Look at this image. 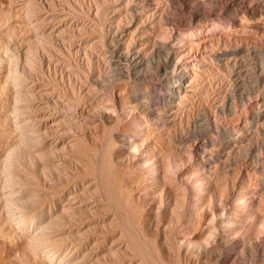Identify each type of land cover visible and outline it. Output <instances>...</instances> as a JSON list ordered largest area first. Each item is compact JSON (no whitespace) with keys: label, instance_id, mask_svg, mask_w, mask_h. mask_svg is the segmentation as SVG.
I'll use <instances>...</instances> for the list:
<instances>
[{"label":"rangeland","instance_id":"1","mask_svg":"<svg viewBox=\"0 0 264 264\" xmlns=\"http://www.w3.org/2000/svg\"><path fill=\"white\" fill-rule=\"evenodd\" d=\"M28 1L30 0H16V3L18 5V10L20 9L19 15L22 18V21L24 23V24L22 23V27H21L20 46L19 44L17 46L19 48L18 52L19 54L22 55V57L24 56V54H29L30 53L29 50L32 52L33 43H34V39H32V35H31L32 29L29 25L27 24L25 25L26 14H28L27 12L28 11L27 9ZM73 1L80 3V5L75 4V7L76 9L78 8L77 9L78 13H82V14L84 13L83 15L85 16H83L82 18V16H80L81 14L79 15L76 14V15L82 18L83 20H85V23L87 24H85L84 27L82 26V28L87 30V33L90 32L92 28L91 20L92 21L94 20L95 22L98 20L97 14L95 11L96 9L95 0H73ZM96 1L103 2V0H96ZM138 1L135 0L134 3L138 6L140 3H141L140 6L144 5L143 4L144 0H138ZM166 1L167 0L165 1L159 0V3L161 2L160 4L157 3L158 2L157 0L153 1L154 4L157 5L156 10L154 11L155 15L152 13L153 16H151V13H150L149 16H146L143 19V22L144 21L146 22V23L144 22L145 25L147 24L146 26H148L146 28L148 30V33L147 31H143V30L141 31L140 26L144 25V24H141L140 26H137V28H135V29H138L137 31H140V32H135L137 34L135 35L137 36V38H141L142 35H143L142 37L147 38V40H145V43H143L144 45L142 46L140 45L141 47L138 45L141 56L142 55L148 56L151 53L156 54L159 51V53L160 52L162 54L166 53L171 59L173 58L172 61H175L179 67L182 66L185 62L187 64L188 63L190 64V65L188 64L187 68H188V74L192 78L189 77L186 83L187 84L186 86L187 87L189 86L188 88L190 89L188 90V88L186 87L187 92L185 93L181 101L172 105L171 107L172 109L169 108L168 110L164 111L165 112L164 114L163 109H165L164 107L165 105H162L163 102L162 101L160 102V100H163V98H165L163 97V95L165 94H162V93H166V91H164V86H165L164 85L165 81L163 82L164 76L161 73L160 69L153 72L154 75L152 78L154 82L144 80V81H140L141 83H139L138 81L134 79H128L126 81H116L112 86V88H114L112 89L113 90L112 93H114L112 94L113 95L112 96L109 90L104 89L106 91L105 92L103 89H100V87H98L99 86L98 83L95 82L97 81L95 79L97 78L96 76L98 74L96 73V71L99 69L103 71L104 66L106 64L102 62L100 58L97 57L98 59L97 60L96 57H94L93 59L95 60L94 61L93 59L91 60V64L94 70L93 76L92 77L90 76V78L88 76H87L88 78L87 77L84 78L83 76H81L84 78V79L82 78L83 82H86L89 80L90 86H93V87L88 88L89 86L87 84L86 86L85 84H83L84 85L83 86L82 84L78 82V80L76 81L77 76H74L73 74L72 75L69 74L70 80L67 79V76H66V94L70 98H73L74 95L76 96L77 94L76 91H78L77 90L78 85L82 87L81 93L84 96V101H83V104H78L79 106L81 105L82 107L76 106L75 108L72 109L75 111L71 110L69 112H71L73 115L76 112L77 115L75 114L76 115L75 117H77V120L79 121H81V119H78V117L82 118L83 121L87 120V121H84L85 124L82 121L80 123L76 122L77 120H75L76 118L74 117L75 119L74 118L73 119L77 123L75 124V122H73L74 120L72 119V117H70V119L66 118L65 126H64L65 122L63 120H59V121L54 120L52 122L53 123L52 126H54V129H53L51 125L49 126V124L48 125L44 124L46 120H36L37 118L36 116H34V114L32 115L34 118L31 117L30 114L32 113V110H28L27 112H24L25 117L26 115L28 116L29 114L32 119L28 116V119L30 118V120H23V123L21 120H19L21 124L20 126L25 132H27V130L28 131L31 130L29 131L31 133L29 132L25 133L24 131H22L23 132L22 134L24 135L23 138H25L24 139L25 141L24 140L23 141L25 142L26 145H29V146H25L23 144V141L20 143L21 150L18 154V161L23 163L24 166H27L30 164V158H32L34 165H36L37 176L38 178H41L39 170L41 169L42 165L46 164V161L42 160L39 154H44L46 158L50 159L51 153H54L55 155V152L57 150H60V146H62L61 144L65 143L66 141L68 142L66 143L67 156L69 155L68 157L72 159H75V158L78 159V166H77L78 173L81 174L80 175L76 172H70L69 173L71 174L70 177L79 178V181H82V180L89 181L90 185H93V186L95 185L94 187L95 190H93V192L95 193L92 195L93 197L98 196V199L94 198L98 206L89 205L87 206V208L84 209V211L86 213L88 212L95 213L96 215L99 216V219H105L106 223L104 224V226L108 230V231H104L98 224L96 225V229H95L96 231L94 233L89 232L88 240L86 241L87 244L84 242L85 247L81 249V253H82L81 255L82 257L87 255L86 257L83 258L87 261L88 259L89 260L92 259L91 260L92 264H102V263H97L95 260L97 258L102 260V253H103L102 246L103 245L101 244H102L103 237L106 238L107 242H109L108 240H111L113 238V240H115V244L121 246L120 248H122L123 246H125L123 248H127V250L125 249L115 250L116 253L117 252L119 253L120 258L118 257L116 258V260H113L112 262H107L108 264L109 263L110 264H122V263L123 264H126V263L127 264H135V263L144 264L141 258H139L141 257L139 256V253H141V250L138 253L139 251L138 247L142 248V250L147 254V255L145 254V256H149L150 259H153V264H155V262L156 264H225L224 262H226V264H264V116L262 117L261 120H256V121L254 120L253 122L251 121L250 123L252 125L250 123L249 124L245 123V113L246 112L253 113L255 111H258V112L264 113L263 111L264 110V78H263L264 76V67H263L264 66V55H263L264 54V38L253 40L254 37L249 34L246 35L248 36L249 39L245 38L246 36L243 35V32L244 34H247L246 33L248 32L247 29L242 31L241 30L242 28L241 29L237 28L235 31L222 30L218 32L215 31V32H209L207 34H202L201 41L197 42L195 40L196 43H194L195 41L189 42L183 39L181 41L179 37L174 38L172 36H167L166 37L167 39H166L161 36L160 27L158 24V21L160 20V18L161 19L162 18L164 19V17L167 18L173 11L171 10L172 9L171 3L168 1L166 2ZM55 2H56L55 4L58 5L57 1ZM2 3L5 7L9 6V0H2ZM125 3L121 4L122 8H121V5L119 6L121 9L118 7L115 9V10L121 11L124 8L120 13L121 17L119 16L120 19L122 20L124 19L123 22H125V20L126 19L128 20L129 18L128 12L126 10L127 8L125 7ZM79 6H82L81 7L82 10H80L81 8ZM89 7L91 10L88 9ZM87 10H89L90 12L89 11L87 12ZM211 13H213V10H211L210 12L208 11L207 14L211 16L212 15ZM116 14L118 16L119 12ZM124 15H126V17ZM218 15L213 16L214 18L216 17L215 20L219 18ZM94 16H96V18ZM213 17L211 19L209 18L210 20L208 18H206L205 20H202L201 24L197 25L196 29L201 30L204 28V26L210 25L212 21L214 20ZM150 19H152L153 21ZM86 20L87 21L90 20V22H87ZM149 24H152L153 27ZM155 24L157 25L155 26ZM8 25H9V22L6 21V25L4 28L7 30V32H8V27H7ZM45 27H44V30L47 31L50 26L49 27L45 26ZM241 31H242V34H241ZM139 33L141 36L139 35ZM94 35L95 34H89L90 38H94L95 37ZM224 35L225 36L228 35L229 38H227V36L225 37ZM243 36H244V39H243ZM24 38L26 39L24 40ZM161 42H163L164 44ZM159 43H161L162 46ZM6 44L11 45V46L13 45V43L11 42V39L6 40ZM163 45L164 47H166L165 49L161 48L163 47ZM251 46H257L258 48H260V50H262L263 52L262 60H260L258 56L254 54L253 50L251 49ZM168 48L170 51L168 50ZM242 50H245V51L250 50L251 54H249L248 52H247L248 54L244 53V51ZM40 51L41 50H39V52ZM219 51L225 52V53L224 54L221 52L219 53ZM226 52H228L229 54ZM233 53L234 54L236 53V54L234 55ZM216 54L217 56L221 54L220 56L223 58L225 56H222V54L223 55L227 54L228 58L226 56L224 59L223 58L221 59V57L218 58L217 56H215ZM43 57L45 58V56ZM226 58L227 60L225 61ZM247 58L248 59L250 58V60H248ZM204 59L206 61H204ZM249 61H250V64H249ZM80 64H81V68L84 67L82 70H84L85 72H88L87 69H89L88 67L89 64L87 63L85 57L82 58ZM76 65L78 64L76 63ZM198 66L201 68H199ZM227 67H230L231 69L234 68L233 76H230V74L228 73ZM245 71L247 72L245 73ZM247 74L249 75V77ZM242 77H245L247 79L242 78ZM69 81H71V85H74L72 87L74 88L75 92L71 91L72 89L70 90L71 87H70ZM253 82H255L256 84ZM123 83H125L124 87H123ZM122 87L123 89L125 88L124 90L125 94H122L124 93L122 92L123 90H121ZM133 87L134 88L136 87V89L134 90L136 92L133 91L132 89ZM11 90H12V93L10 94L9 100L3 102V107L5 108V113H4L5 120H1L2 130H3V136L1 138V145H2L1 161L3 165L7 162V161L5 162V160L8 159L7 158L8 153L11 150L12 142H13L14 135H15V124H14V120H12V110H13L12 108L15 106L13 102V95H14L13 91L14 90L12 87H11ZM120 90H121V94L118 93V91ZM226 90H228L229 92L231 91L232 95L229 96L230 93ZM145 91H148L146 95H145L146 93ZM159 92L161 94H159ZM188 92L189 94H187ZM233 95L235 97H233ZM91 96H93V99H90L92 98ZM96 96L98 100H96L95 98ZM99 97L102 99H100ZM158 97H159V100H158ZM144 98H146V102ZM104 99L107 100V102ZM123 99L131 100L130 102L133 103L134 108H129L126 105H124ZM150 99H151L150 102L152 103L149 102ZM154 99H156V104H155ZM187 100L188 102H185ZM92 101H94L93 102L94 104L92 103ZM157 101L160 103L158 104ZM148 102L151 105H153V103L155 104L151 106V110H155L154 108L156 107H159V111H161L160 109H162V111L161 112L158 111V113L160 115L163 114L164 117H162V122L158 123L159 125L157 124L158 126L156 124L154 125L153 123L154 115L151 114V112L149 111L150 109L147 110L146 105L148 104ZM91 103L93 105H91ZM68 104L69 106L71 105L70 103ZM97 105H100V106H97ZM104 105L106 107H109L110 109L114 107L115 110L113 109V111L115 112H111L107 110ZM200 109L201 110L204 109V110L201 111ZM231 109L234 111L231 112ZM202 113H204L208 119V122L210 124V130L202 129V132H199L198 131L199 124H198L197 119L201 116ZM108 115H111L112 119H116L118 116L120 117L119 125L117 122L116 127L109 134L111 135V138L113 137V139L117 140L118 139L117 137L120 136L121 134L122 136L123 135L128 136L132 139L126 137V146L122 145L121 142L116 143L115 145L117 146L112 145L114 147L111 146V148L109 149H112V148L114 149L110 150V152H109V149L106 150L105 148L104 150L110 153L107 155V154H104L105 152H103L104 151L103 148L104 146L106 147V144H107L106 137L104 136L105 140L101 141V143L99 142L100 140H98V137L99 139L103 138V135L102 137L100 136L101 133L103 134L102 132L103 129L102 131L100 130V128H102L101 126L102 123H100V121L103 120L105 116H108ZM66 117L68 116L66 115ZM146 119L148 121H145ZM41 121H43V123ZM86 122H90V123H86ZM37 123L39 124L41 128L38 126ZM167 123H169L170 125ZM36 124L38 127H35ZM40 124H44V125H40ZM32 125H34L36 129H34L33 127L32 129H28V128H31ZM92 125L93 126L95 125V126L92 127ZM96 125H98L97 126L98 128L96 127ZM99 125L101 127H99ZM165 125L167 127H164ZM215 125L219 127V132H216L215 127H214ZM111 126H112V123L110 124V127ZM188 126L189 127L197 126L198 128L196 127L197 133L196 134L190 133L192 137L190 136L186 140L184 130L187 129ZM221 126L223 127L221 128ZM62 127L65 130L69 129L71 131H65ZM237 127H239L238 130H237ZM94 128H96L97 130ZM227 128L231 131L232 136L230 137H226L223 134L222 130L223 129L225 130ZM41 129L42 131H39ZM98 129L100 131H98ZM62 131L64 132V135ZM96 131H98L99 133ZM82 133L84 135L82 136L85 140H83V138L81 137ZM50 135L51 137H49ZM76 137L81 138V140ZM94 137H96L97 139ZM212 138L214 139L211 140ZM50 140H53V141L51 142ZM53 142L55 146L53 145ZM69 143H72L74 146ZM178 143L181 146H179ZM68 144L72 145L73 148H69ZM204 144H207V145L204 146ZM53 146L55 150L57 149L56 151L54 150ZM93 146H95L96 149H98V153L97 151L94 150L95 147ZM91 150L93 151V153L95 152L97 153V156H94L96 154L93 155L94 158L90 152ZM79 153H82V154H79ZM103 155L111 156L109 163L112 162V164L110 165L113 168L108 164H105V167L106 165H108L107 167L110 166L108 169L110 168L112 169L111 170L112 174L111 173L106 174L105 172H108L107 169L106 170L99 169L101 168L100 167L102 165L101 163H103L102 161L104 162L108 161L109 160L108 158H110V157L106 158V156H103ZM82 156L83 157L85 156L87 159L85 157L84 159H82ZM102 157H104V159H102ZM90 160H92L93 162ZM105 163H108V162H105ZM79 164L81 165L84 164L87 168L84 171H82L81 168H79ZM225 165H226V168H225ZM20 166L22 168V165ZM92 166H94V171H93V168L91 169ZM98 170H102V172ZM17 171L21 172V169L18 168ZM100 173H102V175L104 173L106 175L105 176L106 179H109L111 177V181H110L111 183L109 182L110 180L109 179L107 180L108 182L105 184L104 181L106 180H103L105 179V177L103 175L102 176L103 178H102ZM90 174H91V177H90ZM116 175L117 177L119 176L118 179L117 177H115ZM94 176L95 178L93 179ZM113 176L115 177V179ZM100 177L102 178L103 182ZM198 179L201 180L203 190L205 191V194L207 196L203 200L194 202L193 198L191 197L193 191L195 190V188L193 187V183L197 181ZM63 180L62 182L64 183V186H61V189L64 188V191L66 193V179H63ZM25 182L31 183V181H25ZM99 182H101V185ZM32 184L34 183L32 182ZM103 184H105V186H103ZM116 186L121 187L120 188L121 190L119 189V187L117 188ZM106 187L108 188L110 192L107 189H105ZM110 187H112V190ZM103 188L104 190H106V192H108V195L111 194L112 197L114 194H116L114 198L116 199V196L118 197L119 203L121 202L120 205L117 206L118 202H116L117 200L115 201L114 198L111 197L112 202L115 201L117 204H114L115 202L112 203L109 197H105L107 194H105L106 192L103 190ZM241 188L243 189L241 193L247 205L248 213H245L243 209H239L238 201L235 200V198L238 197V194H240L239 192ZM51 189L52 191L47 192V195L44 196L45 198H47L48 201L55 199L56 198L55 196L59 193L56 187L51 188ZM41 190L42 188H38V191H39L38 193H43ZM113 191H115L116 193H114ZM129 194H130V198L127 197V195ZM107 198L109 199V201H107L108 200ZM127 198L129 200H128V203L126 204ZM114 205L120 209L119 210L117 208L119 211H121V213L118 210H116V207H114ZM5 206H6L5 202L1 203L0 211H1L3 218L8 220L9 212L7 211L8 210L6 208L7 206L6 207ZM94 206H96V208ZM33 207L35 209H41L40 202H34ZM115 210L117 212H115ZM136 212L138 213V215L136 214ZM125 214L127 215L126 216L127 219L126 217H124ZM120 215L122 217H120ZM118 222H119V225H118ZM126 222L127 224L129 223L130 226H132V228L129 227V225H127ZM138 224H139V227H138ZM225 225L228 226V229H225L224 227ZM119 226H122V227L118 229ZM211 226H213L214 228ZM8 228H10V230L14 232L13 225H9ZM88 230L91 231L92 229L89 228ZM123 230L124 231L126 230V232L130 234V236L129 234L127 235L126 233H123L124 232ZM74 235H72L71 238H74L75 237ZM97 235H98V238H97ZM127 236L129 238L128 239L129 241H127L126 239ZM65 237H66V234H64L63 236L61 235L59 237L60 239L58 238L57 240L59 242H61L62 240L66 241ZM130 237L132 238V240L136 241V242L135 241L133 242L139 245V246L135 245V247H137L138 249L135 248L133 244L132 246L134 247V250L131 249L132 246L130 248V244L133 243V242L129 243L131 240ZM144 237L145 239L147 238V240H145ZM136 238L142 241V244L144 243L147 246V250H146V247L144 248L145 245L142 246L141 242L137 240ZM208 238L210 239L208 240L209 242L206 240ZM88 244L91 246L89 247ZM10 248H11L10 245H6L5 247L1 248L0 256L2 252L9 250ZM84 248H87V250ZM120 248L118 247V249ZM98 249L101 252V254L98 251ZM83 250L84 251L86 250V251L84 252ZM88 250H90V252ZM129 250L130 251L132 250V251L129 252ZM87 251H88V254H86ZM93 252L94 253L96 252L95 254L97 257L95 256ZM120 253H123L126 256ZM156 254H157V257H160V258H156ZM133 256L135 257L136 260H134ZM142 256L144 255L142 254ZM47 260L48 259H46V261ZM149 260L147 262H149ZM56 261H57L56 259L52 258V263L51 262L50 263L56 264ZM50 263H46V264H50ZM105 263L106 262H103V264Z\"/></svg>","mask_w":264,"mask_h":264},{"label":"bare ground","instance_id":"2","mask_svg":"<svg viewBox=\"0 0 264 264\" xmlns=\"http://www.w3.org/2000/svg\"><path fill=\"white\" fill-rule=\"evenodd\" d=\"M55 1H57L58 5L55 4L56 3ZM55 1L54 0H30V1H28V4H27L28 7L26 6L28 9V11H27L28 14H26L25 25L27 24L31 27V29H32L31 35H32V39H34V43H33L32 52L28 49L30 53L24 54V56L22 57V55L19 54V52H18L19 48L17 47L18 44L20 46L21 27H22V23H23L22 18L19 15L20 9L18 10V5L16 3V0H9V6H7V7H5L2 3V0H0V207H1V203L5 202V205L7 206V207L6 206L5 207L8 209L7 211L9 212V217H8L9 219L6 220L3 218L1 211H0V250H1V248L5 247L6 245L11 246V248L9 250L2 252V254L0 256L1 257L0 258V264H46V263H50V262L52 263V258L57 260L56 264H92L91 258H90L91 260L88 259V261L83 259L84 257L87 256V255L84 256V254H85L84 252L87 250V248H84V249H86L85 251L83 250L84 251L83 252L84 257H82V255H81L82 254L81 249L83 247H85L84 242L87 244L86 241L88 240L89 232L94 233L96 231L95 230L96 225H98V224L100 225V227L104 231H108L104 226V224L106 223L105 219H99V216L96 215L95 213H90V212L86 213L84 211V209L87 208V206H89V205L98 206L97 202L94 200V198L98 199V196L93 197V195H92L95 193V192H93V190H95V188H94L95 185L94 186L90 185L89 181H83V180L79 181V178L70 177V175H71V174H69L70 172L78 173V167H77L78 166V159H76V158L72 159V158L68 157L69 155L67 156L66 143H68V142L66 140H65L66 141L65 143H63V144L60 143L62 146H60V150L56 149L57 151L54 148L55 145L53 142V145H54L53 148L56 152H55V155H54V153H51L50 159L46 158L44 154H39L41 156L42 160L46 161V164L42 165L41 169L39 170L41 178H38V176H37L36 165H34L32 158H30V164L27 166H24L23 163L18 161V154L21 150V144L20 143L25 139V138H23L24 135L22 134L23 133L22 131H24V130L20 126L21 124H20L19 120H21L23 123V120H30V118L33 117L32 115L34 114V116H36V118H37L36 120H46L44 124H47V125L49 124V126L53 125L52 122L54 120H58V121L63 120L65 122L64 123V126H65L66 125V121H65L66 118L70 119V117H72V119H73L77 115L76 112H75L76 115L75 114L73 115L69 111H71L76 106L78 107L79 106L78 104H83V101H84V96L81 93L82 87L80 85H78V87H77L78 91H76L77 94H76V96L74 95L73 98H70L66 94V76H67V79L70 80L69 74H71V75L73 74L74 76H77L76 81L78 80V82L80 84H82V85L85 84V86L87 84L89 86L88 88L93 87V86H90L89 80L86 82H83L82 78L83 77L86 78L87 76L90 78V76L91 77L93 76L94 70H93V67L91 64V60L94 57H96V59H97V57L100 58V60H102V62H104L106 64L105 65L106 68L103 64V66H104L103 71L101 69H99V70L95 69L98 71V72L96 71V73H98V74L96 76L97 78L95 79L97 81H95V82L98 83V85H99L98 87H100V89L109 90L111 95L114 94V93H112L113 92L112 89H114V88H112V86L116 81H126L128 79H134V80L138 81L139 83H141L140 81H144V80L153 81V78H152L154 75L153 72L160 69L161 73L164 76V80H163V82L165 81L164 91H166V93H162V94H165V95H163V97H165V98H163V100H160V102L161 101L163 102L162 105H165L164 106L165 109H163V112L168 110L169 108H171L172 105L180 102L181 99L184 97L185 93L187 92V88L189 87V86L188 87L186 86L187 85L186 83L190 77V75L188 74V68H187L189 63L187 64L185 62L182 66L179 67L175 61H172L173 58L171 59L166 53L162 54L161 52L159 53V51L158 52L156 51L157 52L156 54L151 53L148 56H145V55L141 56L140 55V49H139L138 45L139 46L144 45L143 43H145V40H147V38L142 37L143 35L141 36L140 33H139V35L141 36V38H137V36H136L137 34L135 32H140V31H137L138 29H135V28H137V26H140L141 24H144L143 26H140L141 31L142 30L147 31V33H148V30L146 29L148 26H146L147 24L145 25L146 22L144 21L145 22L144 23L143 19L146 16H149L150 13H151V16H153L152 13L154 14V11L156 10V6H157L153 2L154 0H144V3L142 2L144 5H142V6H140L141 3L139 4V6L136 5L134 3L135 0H131V1L130 0H103V2H101V1L99 2V1L95 0V7L97 9V10L95 9V11H96L98 20L96 22L94 20L93 21L91 20L92 28H91V31L88 33H87V30L82 28V26L84 27V25L87 24V23H85V20L82 19L83 16H85V15H83L84 13L83 14L78 13V10H77L78 8L76 9V7H75V4L80 5L79 2H74L73 0H72V2H71V0H55ZM136 1H138V0H136ZM157 1H158L157 3H159V0H157ZM163 1H165V0H163ZM167 1L171 3V5H172L171 10H173V11L167 18H165V17H164V19L160 18V20H159L160 22L158 21L161 36L164 38H166L167 36H172L174 38L179 37L181 39V41L183 39V40H187L189 42L195 41V40L198 42V41H201V35L202 34H207L209 32H215V31L218 32V31H222V30H224V31H226V30L235 31L237 28H239V29L242 28L241 29L242 31L247 29V31H248V32H246L247 34H244V32H243V35L246 36L249 34V35L254 37L253 40H255V39L258 40V39L264 38V0H167ZM122 3L123 4L125 3V7L127 8V9L126 8L125 9L127 10L128 15H129L128 20L126 19L125 22H123L124 19L123 20L120 19V17H121L120 13L124 8L121 11L115 10L117 7L120 8L119 6ZM82 6H79V7L81 8ZM90 7L88 8L89 10H91ZM121 8H122V5H121ZM80 10H82V8ZM89 10H87V12ZM211 10H213V13H211L212 15L210 16L207 13H208V11L210 12ZM92 11H93V9H92ZM27 12H25V13H27ZM118 12H119V15L117 16L116 13H118ZM124 12H126V11H124ZM76 14L77 15L81 14L80 16H82V18L78 17ZM92 14H93V12H92ZM216 15H218L219 18H217L215 20L216 17L214 18L213 16H216ZM124 16L126 17V15H124ZM94 17L96 18V16H94ZM125 17H123V18H125ZM212 17L214 18V20L212 21V23L210 25L204 26V28L201 30L196 29L197 25L201 24L202 20H205L206 18L211 19ZM145 20H147V19H145ZM150 20H152V19H150ZM6 21L9 22V25L7 26L8 32L4 28L6 25ZM87 22H90V20H88ZM150 23H152V22H150ZM149 25L152 26V24H149ZM156 25L157 24H155V26ZM45 26L49 27V29L47 31L44 30ZM149 28H150V26H149ZM151 31H153V30H151ZM242 31H241V34H242ZM89 34H95L94 35L95 37L94 36L93 37L96 40L94 38H90ZM226 36H227V38H229L228 35H226ZM162 37H160V38H162ZM204 37H205V35H204ZM204 37H202V38H204ZM245 38H248V36H246ZM10 39H11V42L13 43L12 46L6 44V40H10ZM25 39L26 38H24V40ZM243 39H244V36H243ZM246 40H244V41H246ZM196 41L194 43H196ZM161 43H163V42H161ZM161 43H159V44H161ZM161 46H162V44H161ZM257 46H251V49L253 50L254 54H256L260 60H262V56L264 54H263L262 50H260V48H258ZM161 48L165 49L166 47H164V45H163V47H161ZM25 49H26V47H25ZM28 50H26V51H28ZM39 50H41V51L39 52ZM168 50H169V48H168ZM168 50H167V52H168ZM242 51H244V53L248 52L249 54H251L250 50H248V51L242 50ZM220 52L221 51H219V53ZM221 53L224 54L225 52H221ZM226 53H228V52H226ZM223 54H222V56H225V57L227 56V54L226 55H223ZM174 55H176V54H174ZM220 55L217 56V54H216L215 56L220 58L221 57ZM43 56H45V58ZM83 57H85L87 63L89 64V66H88L89 69H87L88 72H85L84 70H82L84 67L81 68L80 62H81ZM222 58L223 57H221V59ZM227 58H228V56H227ZM227 58L225 59V61L227 60ZM94 60L95 59H93V61ZM248 60H250V58ZM204 61H206V60L204 59ZM76 63L78 65H76ZM82 63H84V62H82ZM233 64H235V63H233ZM249 64H250V61H249ZM95 65H97V64H95ZM199 68H201V67H199ZM227 70H228V73L230 74V76L234 75V68L231 69L230 67H227ZM246 72L247 71H245V73ZM81 76H83V77H81ZM248 77H249V75H248ZM190 78H192V77H190ZM242 78H245V77H242ZM263 78H264V76H263ZM245 79H247V78H245ZM241 80H243V79H241ZM256 80H258V79H256ZM155 82H157V81H155ZM253 83H255V82H253ZM69 84L71 87V88L69 87L70 90L72 89L71 91H74V88L72 87L74 85H71V81H69ZM124 84L125 83H123V87H124ZM160 86H161V84H160ZM11 87L14 90L13 91V94H14L13 95V102H14L15 106L12 108L13 109L12 110V120H14V124H15V135H14V139L12 142L11 150L8 153V157H7L8 159L7 160L4 159L5 162L6 161L7 162L3 165L2 161H1V149H2L1 138L3 136L1 120H5L4 119L5 108L3 107V102L9 100L10 94L12 93ZM123 87L121 88V90H123L122 92H124V90H125V88L123 89ZM132 89L134 91L136 89V87L135 88L133 87ZM132 89H130V90H132ZM189 89L190 88H188V90ZM121 90L118 91L119 94H121ZM226 91H228V90H226ZM74 92H73V94H74ZM134 92H136V91H134ZM145 92H146L145 93V95H146L148 93V91H145ZM140 93H141V91H140ZM229 93H230L229 96H231L232 92L230 91ZM122 94H125V92ZM159 94H161V93L159 92ZM187 94H189V92ZM154 95H156V94H154ZM240 96H241V94H240ZM91 97L92 98H90V99H93V96H91ZM148 97H146V98H148ZM233 97H235V96L233 95ZM95 98H96V100H98L97 96ZM146 98H144L145 102H146ZM100 99H102V98H100ZM123 100H124V102H123L124 105H126L129 108H134L133 103L130 102L131 100H128V99H123ZM158 100H159V97H158ZM240 100H242V99H240ZM105 101L107 102V100H105ZM150 101H151V99L149 100V102ZM154 101L156 104V99H154ZM93 102L94 101H92V103ZM143 102H144V100H143ZM149 102H148V104L145 103V104H147L146 105L147 110L150 109L149 111L151 112V114L154 115V120L152 119L153 123H154V125L155 124L157 125L158 123L162 122V117H164V116H163V114L160 115L158 113L159 107L154 108L155 110H151V106H153L155 104L153 103V105H151L150 103H152V102H150V103ZM160 102H158V104ZM185 102H188V100ZM68 103H70L71 105L69 106ZM92 103H91V105L94 104V103L93 104ZM204 104H205V102H204ZM85 106H87V105H85ZM97 106H100V105H97ZM156 106H158V105H156ZM105 108L111 112H115V111H113L114 107L110 109L109 107L105 106ZM28 110H32V113L30 114L31 117L28 114V116L30 117L29 119H28V116L26 115V117H25V114H24V112H27ZM160 110L162 111V109H160ZM203 110H201V111H203ZM72 111H75V110H72ZM161 111H159V112H161ZM169 111H171V110H169ZM232 111H234V110L231 109V112ZM164 114H165V112H164ZM66 115L69 118L66 117ZM263 116H264V113L258 112V111H255L253 113H247L246 112L245 113V123L249 124L251 121L253 122L254 120L255 121L261 120ZM75 118L74 119L77 120V117H75ZM78 119H81V121L84 124H85L84 121H87V120L83 121V119L79 118V117H78ZM147 119L145 121L149 120V119L148 120ZM164 119H166V118H164ZM75 120L73 122H75ZM197 120H198V124H199V130H198L199 132H202V129L210 130V124H209L208 119L204 113H202L201 116ZM81 121L77 120L76 122L80 123ZM119 121H120L119 116L116 119H112L111 115L105 116V118L100 121V123H102V125H101L102 128H100V130L102 131V129H103V131H102L103 134L101 133L100 136L102 137V135H103V138H101L102 139L101 140L97 136L98 140H100L99 142L101 143V141L105 140V137H106V141H107L106 147L104 146L103 150L105 148H106V150H108L109 148H111L112 145H115L116 143H119V142H121L122 145L126 146V137H128V136H124V135L122 136L120 134V136L117 135L118 139L116 140V139H113V137L111 138V135H109L110 132L116 127L117 122L119 125ZM41 122L43 123V121H41ZM55 122H57V121H55ZM76 122H75V124H77ZM33 123H35V122H33ZM86 123H90V122H86ZM111 123H112V126L110 127ZM37 124L35 127L39 126V124H38V126H37ZM44 124H40V125H44ZM165 124H166V122H165ZM167 124H169V123H167ZM246 124H245V126H246ZM34 125H32L31 128H28V129H32V127L34 129H36L34 127ZM81 125H82V123H81ZM60 126H62V125H60ZM94 126L92 125V127H94ZM97 126L98 125H96V127ZM101 126L99 125V127H101ZM160 127H161V125H160ZM164 127H167V126L165 125ZM196 127L197 126H194V127L188 126L187 129H185V130L183 129L185 131L186 140L188 139V137L191 136V134L197 133ZM214 127H215L216 132H219V127H217L216 125ZM222 127L223 126H221V128ZM52 128L54 129V126H52ZM238 128L239 127H237V130H238ZM34 129H33V131H34ZM49 129H51V128H49ZM58 129H59V127H58ZM58 129H56V130H58ZM94 129H96V128H94ZM94 129H93V131H94ZM212 129H213V127H212ZM100 130L98 129V131H100ZM29 131H31V130H29ZM29 131L27 130V132H25V131L24 132L28 133ZM39 131H42V129ZM65 131H71V130L68 129ZM98 131H96V132H98ZM222 131L226 137L232 136L231 131L228 128L225 130L223 129ZM47 132H49V131H47ZM29 133H31V132H29ZM83 133L81 134L82 138L84 136ZM75 134H76V132H75ZM63 135H64V132H63ZM65 136H66V134H65ZM233 136H235V135H233ZM49 137H51V135ZM71 138H72V136H71ZM76 138H79V137H76ZM94 138H96V137H94ZM128 138H130V137H128ZM128 138H127V140H128ZM79 139L81 140V138H79ZM130 139H132V138H130ZM213 139L214 138H212L211 140H213ZM225 139H227V138H225ZM83 140H85V139L83 138ZM195 140H196V138H195ZM219 140H221V139H219ZM24 141H23V144L25 146H29V145H26ZM50 141L52 142L53 140H50ZM75 143H77V142H75ZM86 143H88V142H86ZM69 144H72V143H69ZM72 145H69V148H73ZM91 145H89V146H91ZM206 145L207 144H204V146H206ZM50 146H48V147H50ZM115 146H117V145H115ZM179 146H181V145L179 144ZM93 147H95V146H93ZM93 147H91V148H93ZM112 147H114V146H112ZM119 147H121V146H119ZM182 147H184V146H182ZM45 148H46V146H45ZM76 149H78V148H76ZM86 149H88V148H86ZM113 149L114 148L109 149V152H110V150H113ZM94 150L97 151V153H98V149H96V147L94 148ZM106 150L103 151V152H105L104 154H107V155L110 154ZM120 150H122V149H120ZM32 151H33V149H32ZM90 152H91L92 156L94 154H96L94 156H97L96 152L93 153L92 150ZM117 152H119V151H117ZM82 153H79V154H82ZM117 154H119V153H117ZM107 155H103V156H106V158L110 157V158H108L109 159L108 161H105L108 163H105L104 161H102L104 164L101 163L102 165L100 166L101 168H99V169H105V170L107 169L108 172H105V171L104 172L106 174L107 173L110 174L112 169L111 168L108 169V168L111 166L110 164H112V162L109 163L111 156H107ZM206 155H208V154H206ZM94 156H93V158H94ZM84 157L82 156V159H84ZM102 159H104V157H102ZM90 161H92V160H90ZM230 163H229V165H230ZM84 164L83 165L79 164V168H81L82 171H84L87 168ZM105 164H108L110 166L107 167L108 165H106V167H105ZM17 165H18V167H17ZM20 165H22V168ZM3 166H5V167H3ZM102 166L105 168H103ZM18 168L21 169V172L17 171ZM92 168L94 171V166H92L91 169ZM168 168H170V167H168ZM225 168H226V165H225ZM98 171L102 172V170H98ZM234 172H235V170H234ZM78 174H80V173H78ZM100 175H101V177L103 175H104V177L106 176L104 173H103V175H102V173H100ZM90 177H91V174H90ZM115 177H117V175ZM115 177H114V179H115ZM118 177H117V179H118ZM94 178H95V176L93 177V179ZM102 178H101V180H102ZM63 179H66V193L64 191V188L61 189V186H64V183L62 182ZM109 179H106V177H105V179H103V180H106V181H104L105 184L108 182L107 180H109V182L111 181V177ZM103 180H102V182H103ZM25 181H31V183H27ZM32 182L34 184H32ZM99 183L101 185V182H99ZM174 183H176V182H174ZM105 184H103V186H105ZM117 185H118V183H117ZM177 185H175V186H177ZM109 186H111V185H109ZM113 186H114V184H113ZM173 186H174V184H173ZM181 186H180V188H181ZM54 187H56L58 189L57 191H59V193L55 196L56 197L55 199L48 201L47 198H45L44 196L47 195V192L52 191L51 188H54ZM116 187L118 188L119 186H116ZM193 187L195 188V190L193 191L192 196H191L193 198V201L195 202V201L205 199V197L207 195L205 194V191L203 190L201 180L198 179L197 181H195L193 183ZM38 188H42L41 191L43 193H38L39 192ZM110 188L112 190V187H110ZM120 188L121 187H119V189ZM178 188H179V186H178ZM105 189L108 190L107 187ZM119 189H117V190H119ZM101 190H102V188H101ZM103 190H104V188H103ZM242 190L243 189L241 188L240 192H239L240 194H238V197H236L235 200L238 201L239 209H243L245 211V213H248L247 205H246V203L242 197V193H241ZM104 191L106 192V190H104ZM113 192L116 193L115 191H113ZM105 194H107L105 197H109L111 199V197H112L111 194L108 195V192H106ZM50 195H52V194H50ZM115 195L116 194H114L112 198H114ZM127 197L130 198V194L127 195ZM50 198H51V196H50ZM128 198L126 199V204L128 203V200H129ZM184 199H185V197H184ZM46 201H47V203L49 202L48 204H50V205H48L46 203ZM107 201H109V199ZM115 201L118 202V204ZM115 201H114L115 202L114 203V202H112V199H111L112 203L117 204V206L120 205L121 202L119 203V199L117 196H116ZM34 202H40L41 209H35L33 207ZM124 204H125V202H124ZM126 204H125V206H126ZM178 204H179V202H178ZM96 206H94V207L96 208ZM114 207H116V206L114 205ZM117 208L118 207H116V210L119 209V208L118 209ZM126 208H127V206H126ZM116 210H115V212H117ZM8 212H7V214H8ZM119 212L121 213V211H119ZM136 214L138 215L137 212H136ZM126 216L127 215L125 214L124 217H126ZM120 217H122V216L120 215ZM126 219H127V217H126ZM120 222H122V221H120ZM101 224H103V225H101ZM126 224H127V222H126ZM9 225L14 226V232L12 230H10V228H8ZM118 225H119V222H118ZM123 225H124V223H123ZM127 225H129V227L132 228V226H130L129 223ZM121 227L122 226H119L118 229ZM124 227H125V225H124ZM138 227H139V224H138ZM211 227H213V226H211ZM224 227H225V229H228L227 225H225ZM89 228H91L92 230L89 231L88 230ZM123 233H126L127 235L129 234L128 232H126V230ZM64 234H66V237H65L66 241L62 240L61 242H59L57 239L61 235L63 236ZM72 235H74L75 237L71 238ZM122 235H124V234H122ZM129 236H130V234H129ZM93 237H94V235H93ZM97 238H98V235H97ZM209 238L206 240L208 241L211 239V238L210 239ZM102 239H103L102 244L100 243L101 245H103L102 246L103 247L102 248L103 249L102 260L95 258L96 259L95 261L97 263L103 264V262H106V263L112 262L113 260H116V258H118V257L120 258L119 253L118 252L116 253L115 250H121V249L127 250V248H123L125 246L120 248L121 246L116 245L115 240H113V238L111 240H108L109 242H107L106 238H104V237ZM126 239H127V241H129L128 236ZM136 239L139 240L138 238H136ZM144 239H145V237H144ZM145 240H147V238ZM133 241H135V240H132V238H131L129 243H131ZM135 242L130 244V248H131L132 244L134 247H135V245H137ZM140 242L142 244V241H140ZM144 245L145 244L143 243L142 246H144ZM206 245H207V243H206ZM88 246L90 247L91 245L88 244ZM133 246L131 248L132 250H134ZM137 246H139V245H137ZM118 247L120 249H118ZM127 247H129V246H127ZM145 247L147 250L146 245L144 246V248ZM135 248H137V247H135ZM138 248H137L139 250V251L137 250L138 253L141 250V253H139V256H141V257H139V258H141V260L144 262V264H147L149 262H151L153 264V259H150L149 256H145L146 253L142 250V248H140V247H138ZM211 248H212V246H211ZM151 249H153V248H151ZM172 250H174V249H172ZM88 251L90 252V250H88ZM88 251L86 254H88ZM98 251H99V249H98ZM131 251L129 250V252H131ZM142 251H143V253H142ZM100 254H101V252H100ZM120 254L126 256L123 253H120ZM142 254L144 256H142ZM95 256H96V254H95ZM88 257H90V256H88ZM156 258H160V257H157V254H156ZM235 258H237V257H235ZM46 259H48L49 261L47 260L48 261L47 262ZM134 260H136L135 257H134ZM148 260H149V262H147ZM151 263H149V264H151ZM224 263L226 264V262H224ZM135 264H138V263H135ZM155 264H156V262H155Z\"/></svg>","mask_w":264,"mask_h":264}]
</instances>
